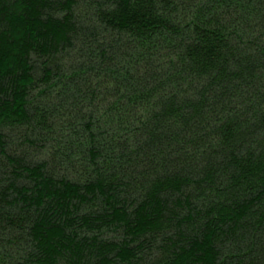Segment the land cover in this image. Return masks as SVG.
I'll use <instances>...</instances> for the list:
<instances>
[{
    "label": "trees",
    "instance_id": "1",
    "mask_svg": "<svg viewBox=\"0 0 264 264\" xmlns=\"http://www.w3.org/2000/svg\"><path fill=\"white\" fill-rule=\"evenodd\" d=\"M0 264H264V0H0Z\"/></svg>",
    "mask_w": 264,
    "mask_h": 264
}]
</instances>
